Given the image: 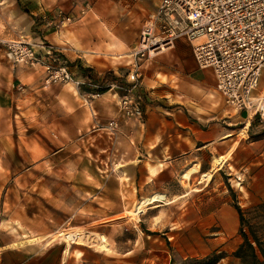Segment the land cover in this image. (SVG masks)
Listing matches in <instances>:
<instances>
[{"label":"crops","instance_id":"crops-1","mask_svg":"<svg viewBox=\"0 0 264 264\" xmlns=\"http://www.w3.org/2000/svg\"><path fill=\"white\" fill-rule=\"evenodd\" d=\"M159 1L0 0V41L26 40L43 58L51 48L45 61L65 63L83 83L45 88L43 68L9 63L0 45V264H103L97 250L45 241L65 226L101 232L95 220L117 218L189 163L228 167L236 150H261L243 171L264 195V125L250 111L231 114L186 41L139 63L140 120L123 115L114 91L89 98L86 77L127 84L140 30ZM58 14L73 21L54 31L47 23ZM263 88L264 73L253 98ZM111 120L112 133L103 129ZM147 230L104 264H166V234ZM110 250L118 252L117 239Z\"/></svg>","mask_w":264,"mask_h":264},{"label":"built area","instance_id":"built-area-1","mask_svg":"<svg viewBox=\"0 0 264 264\" xmlns=\"http://www.w3.org/2000/svg\"><path fill=\"white\" fill-rule=\"evenodd\" d=\"M71 21V16L58 14L47 25L58 31ZM177 40L190 45L198 69L212 71L216 90L226 106L250 111L264 124V88L253 98L264 73V0H160L140 30L137 47L131 54L132 70L127 74V84H119L110 76L98 81L86 77L84 81L93 89L89 98L114 91L119 94L123 115L140 120L143 111L138 92L139 63L171 48ZM0 45L9 63L43 68L45 88L83 84L65 63L45 61L50 56L49 47L43 58L23 39L0 41ZM116 128V122L111 120L103 129L112 133Z\"/></svg>","mask_w":264,"mask_h":264},{"label":"rangeland","instance_id":"rangeland-1","mask_svg":"<svg viewBox=\"0 0 264 264\" xmlns=\"http://www.w3.org/2000/svg\"><path fill=\"white\" fill-rule=\"evenodd\" d=\"M234 113L235 111L231 110V114ZM258 123L261 124L260 121ZM96 128L92 126L90 132H95ZM245 151L236 150L234 156H231L230 166H225L221 170L216 169L219 160H214L211 166L189 163L177 172L174 178L166 182L160 191L142 198L148 199L155 194H161L164 195V200L145 206L139 203L141 199L117 218L95 220L97 222L94 224L103 225L101 232L90 227L76 229L65 226L55 230L45 242L80 245L86 250H97L101 252L104 264V259L108 261L111 254L117 253L120 258L126 253L129 239L140 244L143 235L148 233L147 229L160 227L161 233L166 234L164 235L167 242L166 264H212L209 260L213 256L219 257L213 264H241L232 256L242 242L239 221L232 207L233 200L243 212V231L249 240L252 241L249 232L251 228L264 244V195L258 194V189L253 187V172H247L245 175L243 171L246 158L253 161L261 150ZM95 156L94 150H86L87 161L93 162ZM192 167H196L197 172L192 173L187 180L184 173ZM158 205L161 206L150 212L151 209H155L153 206ZM59 231L88 234L92 238L95 237L94 244L86 246L77 241L74 243L64 241L63 238H56ZM116 239L118 252L115 250L111 252L110 243ZM99 245H105L107 250H101Z\"/></svg>","mask_w":264,"mask_h":264},{"label":"trees","instance_id":"trees-1","mask_svg":"<svg viewBox=\"0 0 264 264\" xmlns=\"http://www.w3.org/2000/svg\"><path fill=\"white\" fill-rule=\"evenodd\" d=\"M103 91L102 93H104ZM227 188L233 195V191L227 184ZM233 209L237 213L239 221V234L242 238V242L238 245L232 256L240 261L241 264H264V244L259 240L255 232L249 228L250 236L252 241L249 240L247 234L243 231L244 228V215L241 208L237 205L236 201L233 200ZM219 257L213 256L209 261L215 263Z\"/></svg>","mask_w":264,"mask_h":264},{"label":"bare ground","instance_id":"bare-ground-1","mask_svg":"<svg viewBox=\"0 0 264 264\" xmlns=\"http://www.w3.org/2000/svg\"><path fill=\"white\" fill-rule=\"evenodd\" d=\"M196 173L197 172V169L196 167H192L189 171L185 172L184 173V178L185 179H189L191 174L192 173ZM204 177V176H202ZM145 211V210H144ZM63 238L64 241H70L71 243L73 242H80L82 244H86V246L88 245H93L94 244V240H95V237H91L90 235L88 234H75V233H65V232H60L58 233L57 237L56 238ZM102 242L104 241L103 239H101ZM67 245V249H69L70 245L69 244H66ZM99 248L101 250H107L106 249V246L105 245H99ZM67 253V251H66Z\"/></svg>","mask_w":264,"mask_h":264}]
</instances>
